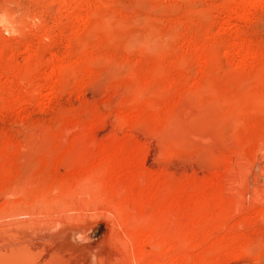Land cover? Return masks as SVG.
<instances>
[{
    "label": "rangeland",
    "instance_id": "obj_1",
    "mask_svg": "<svg viewBox=\"0 0 264 264\" xmlns=\"http://www.w3.org/2000/svg\"><path fill=\"white\" fill-rule=\"evenodd\" d=\"M259 5L238 20L231 0H0V262L126 263L118 238L124 220L114 214L133 202L113 193L98 205L105 209L93 210L62 199L83 175L75 165L104 161L116 168L112 175L135 164L152 182L172 181L169 201L156 188L146 196L156 215L169 203L174 220L190 223L193 257L175 258L170 240L164 249L172 264H264V219L233 212L215 227L218 208L204 199L219 191L214 179L229 168L251 182L250 198L264 192V1ZM247 49L254 57L241 62L237 54ZM59 65L63 74L50 79ZM75 127L87 128V140L114 145L79 156ZM193 209L205 216L192 219Z\"/></svg>",
    "mask_w": 264,
    "mask_h": 264
},
{
    "label": "bare ground",
    "instance_id": "obj_2",
    "mask_svg": "<svg viewBox=\"0 0 264 264\" xmlns=\"http://www.w3.org/2000/svg\"><path fill=\"white\" fill-rule=\"evenodd\" d=\"M235 2L236 3V6L232 9V16L234 17V19L236 18V19H244V20H246L247 18H249V16L247 17V15L250 13V12H252L253 10H256L257 9V7H258V5L261 3V2H263L264 0H231V2ZM232 6V5H231ZM260 6V5H259ZM254 12V11H253ZM252 14V13H251ZM247 17V18H246ZM228 18V17H227ZM78 19H79V17H78ZM226 21V20H225ZM224 21V22H225ZM5 23V22H4ZM227 25V24H226ZM224 27V26H223ZM242 51V50H241ZM246 50H244V52H245ZM251 51V50H250ZM237 52V51H236ZM235 54H237V53H235ZM234 54V55H235ZM254 54V53H253ZM253 54H252V51L251 52H249L248 51V49H247V52L246 53H239V54H237V57L239 58V60L242 62V61H246L245 63H247V61H249V60H251V59H253ZM206 55V54H205ZM211 56V55H210ZM209 56V57H210ZM215 56V55H214ZM213 56H211V58H212ZM217 57V56H216ZM206 58H208V57H206ZM234 58V57H233ZM202 60H203V58H201ZM201 60V61H202ZM208 60V59H207ZM206 59H205V61H207ZM212 60H214V58H212ZM211 60V61H212ZM237 60V59H236ZM209 61V60H208ZM239 61V62H240ZM254 61V60H253ZM238 62V61H237ZM209 63V62H208ZM203 64V63H202ZM209 65V64H208ZM242 65V64H241ZM64 68L65 67H63L62 65H59V66H57V67H53L52 69H51V71H50V73H48L49 75H47V76H49V78L50 79H53L54 78V76L55 75H57V74H59V73H62L63 74V72H64ZM66 69V68H65ZM63 76V75H62ZM62 76H61V78H62ZM56 78V77H55ZM54 78V79H55ZM53 81V80H52ZM51 81V82H52ZM49 85V84H48ZM49 86H51V85H49ZM172 87V86H171ZM45 88V87H44ZM139 92V91H138ZM138 94V93H137ZM254 103H255V101H254ZM258 104V103H257ZM125 119V118H124ZM121 120V119H120ZM122 121H123V119H122ZM124 123H125V121H124ZM73 129H78L79 131H78V135H77V137L75 138V144H74V147H73V150L75 151V152H77V155H79V153H81V156H82V152H84V151H88V149H90V150H92V151H96V153L100 150V149H109V146H111V144H113V142H111V140L109 141L108 139V141L109 142H106L105 143V141L104 142H102V143H104V144H101L100 142V144L96 141V140H94V139H92V140H87V137H86V130H87V128H80L79 129V127H75V128H73ZM64 130H65V128H64ZM66 133H67V131H65ZM64 134V133H63ZM68 134V133H67ZM64 136H65V134H64ZM113 139V138H112ZM117 139V138H116ZM67 140V139H66ZM69 140V139H68ZM62 141V140H61ZM114 141H116V140H114ZM121 141V140H120ZM119 141V142H120ZM64 142H66V141H64ZM70 142V141H69ZM118 142V143H119ZM128 143V142H127ZM65 144V143H64ZM63 144V145H64ZM68 144V143H67ZM116 144V143H115ZM137 143H135L134 145H136ZM114 145V144H113ZM127 145V144H126ZM130 145V144H129ZM139 145V144H138ZM137 145V146H138ZM118 146V145H117ZM120 146V145H119ZM128 146V145H127ZM136 146V147H137ZM115 147V146H114ZM124 147H125V144H124ZM128 148V147H127ZM127 148H122V151L125 149H127ZM134 148V147H133ZM262 148V147H261ZM68 149V148H67ZM129 149H130V146H129ZM137 149V148H136ZM260 149V148H259ZM258 149V150H259ZM89 150V151H90ZM98 150V151H97ZM116 150H117V148H116ZM119 150V149H118ZM132 150V149H131ZM262 150V149H261ZM68 151V150H67ZM72 151V150H71ZM109 151V150H108ZM113 152V151H112ZM133 152V151H132ZM131 152V153H132ZM85 153V152H84ZM91 153V152H90ZM90 153H88V154H90ZM93 153V152H92ZM95 152H94V155L96 154ZM104 153L106 154L107 152H106V150L104 151ZM115 152H113L112 154H114ZM119 153H121V150L119 151ZM119 153H118V155H119ZM130 153V152H129ZM135 153H137L136 151H135ZM134 153V154H135ZM139 153H141L140 151H139ZM76 154V153H75ZM85 154H87V153H85ZM84 154V155H85ZM87 154V156L88 157H90V158H92V154H91V156L90 155H88ZM98 154H101V152L100 153H98ZM97 154V155H98ZM111 154V153H110ZM116 154V153H115ZM114 154V155H115ZM122 154H123V152H122ZM122 154H121V156H122ZM125 154H127V153H125ZM125 154H123L124 156H125ZM69 155V154H68ZM103 155V154H102ZM131 155V154H130ZM133 155V154H132ZM138 155H140V154H138ZM73 156V155H72ZM76 155H74V157H75ZM80 156V155H79ZM110 156H112V155H110ZM109 156V157H110ZM116 156V155H115ZM137 156V155H136ZM78 156H76L75 158H77ZM85 157V156H84ZM95 157V156H94ZM93 157V158H94ZM108 157V158H109ZM114 157V156H113ZM112 157V158H113ZM120 157V156H119ZM129 158H130V156H128ZM89 158V159H90ZM111 158V157H110ZM110 158H109V160H110ZM115 158V157H114ZM78 159H79V157H78ZM81 159V158H80ZM124 159V158H123ZM137 159V158H136ZM135 159V160H136ZM77 160V159H76ZM76 160H74V162H76ZM82 160V159H81ZM84 160V159H83ZM82 160V162H84ZM94 161L96 160V159H93ZM98 160V159H97ZM97 160H96V162H97ZM105 160V159H104ZM117 160V159H116ZM121 160H122V157H121ZM87 161H88V158H87ZM99 161V160H98ZM128 161V160H127ZM132 161V160H131ZM78 162V161H77ZM90 162V161H89ZM92 162V161H91ZM90 162V163H91ZM104 162V161H103ZM103 162L101 163V164H96V163H93L92 162V164H88V167L86 168L85 166V169H82L80 166H82V165H75L74 166V168H73V172H79V170H82V173H83V175H82V177H80V176H78L79 177V179L78 180H75V182L76 183H74L75 185H73L74 187H73V189L70 191V190H67V195L66 196H63L64 198H62L66 203H64V205L65 204H67V205H69L70 204V202H72V204H74L73 203V200H75L76 202H78V203H80V207L81 208H79V209H82L83 208V205L84 206H91L92 208H94L93 210H96L95 209V207L97 206V209L99 208L100 209V207L101 206H99L98 207V205H100L102 202L103 203H106L107 201L106 200H108L107 198L110 196V195H112L113 193H115L117 196H119V199L120 198H122V199H127V202L128 201H130V202H133V204H130L129 203V205H127V208H126V205H125V208H126V210L127 211H124V209L123 208H118L116 211H117V213L116 214H114L115 213V211L113 212L112 211V205H110L111 207V213H113L114 214V217H116L117 218V220L118 219H121L122 221L124 220V222H123V224H122V229H120V234H122L121 235V237L119 236H117L121 241L120 242H122L124 245H125V248H126V254H127V257L125 258V260H126V263H123V264H127V262H128V260H130L131 261V263L132 262H134L135 264H172V261H173V258H174V255L172 256L171 254V252H170V249H164V247H166V246H168V248L171 246H169V244L168 245H166L165 246V244H167V242L168 241H174L176 244H174V245H176L175 246V248H176V250H174V252H175V258H177V259H182V258H185V259H187L191 254L190 253H193L194 251V249H191L190 248V246H189V243H190V234H192V233H190V230H189V226H188V224H190V223H188V224H186L187 222H185L184 220H178V219H173L172 218V212H171V209L172 208H174L175 206H173L172 208H171V204H167V208L165 209H160V211H158V213H157V215L155 214V213H153L154 211H153V209H154V205L152 204V202H151V198L150 197H146V196H149V195H147V194H150L151 192H152V189L153 188H156V189H158L157 191H158V197L160 196V197H162V198H164L165 197V199L164 200H166L167 199V197L166 196H168V195H171L172 194V192H173V187H172V181L171 182H169V180L168 179H166V180H161L162 179V177H161V179L160 180H155L154 182H152L153 181V178H152V181H150L149 180V178H150V175H149V173H147V172H145L144 170L143 171H141V172H139V174H136L135 173V167L137 166H135L134 167V165H133V167H134V169H133V167H132V165L130 164V165H128V166H126V167H120L119 169H118V171H119V173L120 174H118V176H116V174L115 175H112V171H114L115 169L113 168V166L111 167L110 165H108V164H106V162L103 164ZM110 162V161H109ZM109 162H107V163H109ZM114 162H115V160H114ZM117 162V161H116ZM116 162H115V164H116ZM126 162V161H125ZM120 163H121V161H120ZM127 163V162H126ZM126 163H124V164H126ZM79 164H80V162H79ZM85 164V163H84ZM109 164H111V163H109ZM114 164V163H113ZM86 165V164H85ZM118 166V165H117ZM116 166V167H117ZM71 167V166H70ZM115 167V166H114ZM138 167V166H137ZM71 169V168H70ZM138 169V168H137ZM137 169H136V171H137ZM140 169V168H139ZM72 170V169H71ZM228 170V169H227ZM242 171V170H241ZM71 172V171H70ZM73 172H71V175L73 174ZM245 172V171H244ZM244 172H242V174L244 173ZM109 173H111V175H112V177H110L109 179H108V174ZM117 173V172H116ZM234 173H235V170H234V168H229V170H228V172H226V174L224 175V177H222L221 176V179L219 178V179H217V180H215L214 178V183H213V185H214V190H216V189H219V193L218 192H214V194H211L210 196L211 197H205L204 196V199L205 200H207V201H209V202H213L214 204H215V206L218 208V214H214L213 216H214V218L213 219H215V220H213L214 221V225H215V227L217 226V223L215 224V221H217V220H219L220 222L224 219V218H227V217H225L226 215H230L229 213H232L233 214V212L234 213H237L236 215H239L238 213H242V214H244L245 216L247 215V217H248V215L249 214H251V213H255L254 215H258L260 218H263L264 219V192L262 191V190H256L255 191V193H254V195L252 196V198H250L249 197V195H248V192H250V190H251V182H245V183H242V181L244 180L243 178V180L241 181L240 179H236V177H235V175H234ZM246 173V172H245ZM79 174V173H78ZM161 174H163V173H161ZM247 174V173H246ZM246 174H243V176L244 175H246ZM69 175V174H68ZM154 175V174H153ZM70 176V175H69ZM121 176V177H120ZM158 176V175H157ZM247 176V175H246ZM66 177V176H65ZM71 177V176H70ZM75 178H76V176H75ZM122 178H124L123 180H122ZM158 178V177H157ZM241 178V177H240ZM250 178V177H249ZM248 177H247V179H249ZM66 179V178H65ZM68 179H70L69 177H68ZM156 179V178H155ZM212 179V178H211ZM72 180V179H71ZM62 181H64V179L62 180ZM168 181V182H167ZM207 181V180H206ZM209 181H210V178H209ZM212 181V180H211ZM210 181V182H211ZM245 181H247V180H245ZM65 182V181H64ZM66 182H68V181H66ZM72 182V181H71ZM74 182V181H73ZM210 182H208V184L210 183ZM62 183V182H61ZM61 183H58L59 185L61 184ZM58 184L56 185V187L58 186ZM66 184H68V183H66ZM196 184H198V183H196ZM196 184H194V186L196 185ZM62 185V184H61ZM63 185H64V183H63ZM175 185V184H174ZM178 186H179V184H177ZM199 186H201L200 184H198ZM66 187L68 186V185H65ZM194 186H193V188H194ZM208 186V185H207ZM206 186V187H207ZM59 187V186H58ZM71 186H68V188H70ZM132 187H134V191H135V188H136V193L135 194H133L132 192H131V188ZM181 187V186H180ZM192 187V186H191ZM61 187H59V189H60ZM179 188V187H178ZM182 188V187H181ZM187 188V187H186ZM204 188H205V186H204ZM213 188V187H212ZM56 190H59L58 188H55ZM175 189V188H174ZM201 189H202V187H201ZM210 189V188H209ZM50 190V189H49ZM62 190H63V188H62ZM132 190H133V188H132ZM197 190V189H196ZM203 190V189H202ZM210 190H212V189H210ZM264 190V189H263ZM66 190H64V192H65ZM69 191V192H68ZM156 191V192H157ZM206 191V190H205ZM213 191V190H212ZM61 192V191H60ZM180 192V191H179ZM200 192H201V190H200ZM181 193V192H180ZM197 193H198V191H197ZM197 193H195V194H197ZM203 193V192H202ZM213 193V192H212ZM204 194V193H203ZM203 194H202V196H203ZM209 194V193H208ZM59 195V194H58ZM65 195V194H64ZM115 195V196H116ZM151 195V194H150ZM155 195V194H154ZM157 195V194H156ZM198 195V194H197ZM60 196V195H59ZM117 196H116V198H117ZM152 196V195H151ZM112 197H114V196H112ZM111 197V198H112ZM171 197V196H170ZM196 197V196H195ZM194 197V198H195ZM199 197H200V195H199ZM110 198V199H111ZM193 198V199H194ZM118 199V198H117ZM158 199V198H157ZM180 199V198H179ZM193 199H191V200H193ZM18 200V199H17ZM20 200V199H19ZM112 200V199H111ZM153 200V199H152ZM161 200H163V199H160V201ZM182 200V199H181ZM195 200V199H194ZM200 200H202V199H200ZM39 202L37 203V204H40V202H41V200L39 199L38 200ZM57 201H60V200H58L57 199ZM62 201V200H61ZM104 201H106V202H104ZM114 201V200H113ZM122 201V200H121ZM125 201V200H124ZM154 201H156V200H153V202ZM166 201H169L168 199L166 200ZM197 201V200H196ZM206 201V202H207ZM35 202V201H34ZM37 202V201H36ZM42 202L44 203L45 201L44 200H42ZM55 202H56V200H55ZM54 202V203H55ZM112 202V201H111ZM126 202V203H127ZM178 202V201H177ZM200 202H202V201H200ZM23 204H24V202H22ZM42 203V204H43ZM102 203V204H103ZM118 203H119V200H118ZM117 203V204H118ZM122 203V202H121ZM155 203V202H154ZM167 203V202H166ZM165 203V204H166ZM173 203H174V201H173ZM179 203V202H178ZM178 203H177V205H178ZM183 203V202H182ZM191 203H193V202H191ZM198 203V202H197ZM203 204H207V203H205L204 201L202 202ZM56 204H57V202H56ZM54 205V206H57V205ZM71 204V205H72ZM77 204V203H76ZM111 204V203H110ZM114 204V203H113ZM123 204H124V202H123ZM176 204V203H175ZM181 204V203H180ZM187 204H188V202H187ZM195 204H196V202H195ZM202 204V205H203ZM211 204V203H210ZM209 204V205H210ZM13 205H16V203L15 204H13ZM12 205V207L13 208H22V204L20 203V204H17L16 206H13ZM20 205H22V206H20ZM25 205V204H24ZM71 205H69V207L71 206ZM107 205V204H106ZM109 205V204H108ZM164 205V204H163ZM183 205V204H182ZM192 205V204H191ZM191 205H190V207H191ZM194 205V204H193ZM193 205H192V208H193ZM196 205H201V204H196ZM60 206V209H59V211L61 210L62 211V209H61V205H59ZM73 206H75V205H73ZM79 206V205H78ZM117 206V205H116ZM119 206V205H118ZM122 206V205H121ZM165 206V205H164ZM181 206V205H180ZM184 206H185V204H184ZM207 206H208V204H207ZM206 206V207H207ZM211 206V205H210ZM210 206H208L209 208H210ZM212 206H214L213 204H212ZM58 207V206H57ZM64 207V206H63ZM68 207V208H69ZM103 207V206H102ZM101 207V208H102ZM107 207V206H106ZM106 207H103V209H105ZM160 207L162 208V206L160 205ZM187 207V206H186ZM184 207V212H185V209H186V211H187V209L189 208V207ZM202 207H204L205 208V206H202ZM52 209H54L53 207H51ZM56 208V207H55ZM66 206H65V208H63V210L64 211H66V209H68ZM108 208H109V206H108ZM107 208V209H108ZM176 208H178V207H176ZM175 208V209H176ZM199 208H201V207H199ZM89 209H91V208H89ZM106 209V210H107ZM156 209V208H155ZM175 209H173V210H175ZM181 209V208H180ZM191 209V208H190ZM189 209V210H190ZM202 209V208H201ZM206 209V208H205ZM211 209H213L214 210V208H211ZM216 209V208H215ZM46 210V209H45ZM51 210V209H50ZM158 210H159V208H158ZM217 210V209H216ZM54 211V210H53ZM63 211V212H64ZM70 211V210H69ZM73 211V210H72ZM108 211H110L109 209H108ZM157 211V210H156ZM182 212V211H181ZM183 212V213H184ZM191 212V211H190ZM55 213V212H54ZM78 213V212H77ZM107 213V212H106ZM186 213V212H185ZM188 213V212H187ZM202 213H204V212H202L200 209H193V211L190 213L191 214V217H192V219L195 217V219H196V216H198V215H201ZM206 213V212H205ZM204 213V214H205ZM213 213H214V211H213ZM79 214V213H78ZM155 214V215H154ZM204 214H202L203 215V217L205 216ZM108 215H109V213H108ZM206 215H209V213L208 214H206ZM235 215V214H234ZM62 216V215H61ZM67 215H65V217H66ZM110 216H112V215H110ZM212 215L210 214V217H211ZM52 217V216H51ZM56 217H57V215H56ZM55 217V218H56ZM60 217V216H59ZM69 217V216H68ZM71 217V216H70ZM69 217V218H70ZM114 217H113V219H114ZM191 217H189L190 218V221L192 222V219H191ZM201 217V216H200ZM242 217V216H241ZM54 218V219H55ZM64 218V217H63ZM69 218H67L66 217V219H67V222L69 221L68 219ZM202 218V217H201ZM209 219V217H206V219ZM232 218V217H231ZM57 219V218H56ZM79 219V218H78ZM180 219V218H179ZM188 219V218H187ZM199 219V218H198ZM197 219V220H198ZM203 219H205V218H203ZM211 219V218H210ZM210 219L209 220H207V221H210ZM227 219H229V218H227ZM75 220V219H74ZM73 219H72V221H74ZM77 220V219H76ZM114 221H116L115 219H114ZM184 221V222H183ZM194 221V220H193ZM212 221V220H211ZM225 221H228V220H225ZM75 222V221H74ZM117 222V221H116ZM195 222V221H194ZM220 222H218L219 224H220ZM59 223V222H58ZM119 223V222H118ZM198 223H199V221H198ZM203 223V222H202ZM205 223V222H204ZM203 223V224H204ZM207 223V225L208 224H210V222L208 223V222H206ZM212 223V222H211ZM227 223V222H226ZM52 224H53V222H52ZM55 224V223H54ZM70 224V223H69ZM197 224V223H196ZM200 224H201V222L199 223V227H200ZM239 224H241V223H239ZM238 224V225H239ZM120 225H121V223H120ZM194 225H195V223H194ZM204 225H206V224H204ZM213 225V224H212ZM214 225L212 226L214 229H215V227H214ZM225 225V224H224ZM57 226V225H56ZM198 226V225H197ZM210 226H211V224H210ZM241 226H242V224H241ZM219 227H221V225L219 226ZM120 228H121V226H120ZM190 228H191V226H190ZM224 228V227H223ZM223 228H221V229H223ZM119 229V228H118ZM217 229V228H216ZM220 229V228H219ZM64 234H65V232H63ZM62 233V234H63ZM194 233V232H193ZM68 235V234H67ZM65 237V236H64ZM191 239H192V237H191ZM170 241V242H171ZM169 242V243H170ZM122 243H121V245H122ZM191 244V243H190ZM151 246V249H152V252L150 251V253H148L147 251H146V247L147 246ZM192 245V244H191ZM195 246V245H194ZM174 248V247H173ZM173 248H171V249H173ZM191 251H193V252H191ZM171 253V254H170ZM91 254V253H90ZM174 254V253H173ZM194 254V253H193ZM3 256L4 254H2L1 252H0V256ZM6 256V255H5ZM119 256H120V254H119ZM192 257H193V255H191ZM9 257V256H8ZM8 257H6V259H8ZM25 257H27V256H25ZM90 257V256H89ZM92 257H93V255H92ZM191 257V258H192ZM3 258H4V256H3ZM23 257L22 256H11L10 257V263L9 264H11V262H12V264H22L23 263V259H22ZM28 258V257H27ZM87 258V257H86ZM5 259V258H4ZM30 259H31V257H30ZM25 260V259H24ZM28 261H30L29 260V258L27 259ZM27 260H25V261H27ZM125 260H124V262H125ZM188 260H190V259H188ZM24 261V264H27L26 262ZM174 261H175V259H174ZM185 261H187V260H185ZM193 261V258L191 259V261L190 262H192ZM182 262V261H181ZM184 262V261H183ZM189 262V263H190ZM0 263H2V262H0ZM4 264H7V262H3ZM2 263V264H3ZM128 263H130V262H128ZM133 263V264H134ZM179 263V262H178ZM187 263V262H186ZM194 263V262H193ZM89 264H94V260H93V258H90V260H89ZM118 264H119V262H118ZM174 264H176V263H174ZM180 264V263H179ZM182 264V263H181ZM188 264V263H187ZM191 264V263H190Z\"/></svg>",
    "mask_w": 264,
    "mask_h": 264
}]
</instances>
